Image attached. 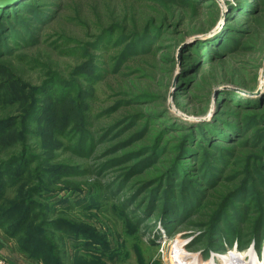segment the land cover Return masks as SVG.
I'll list each match as a JSON object with an SVG mask.
<instances>
[{
    "label": "rangeland",
    "instance_id": "374dc122",
    "mask_svg": "<svg viewBox=\"0 0 264 264\" xmlns=\"http://www.w3.org/2000/svg\"><path fill=\"white\" fill-rule=\"evenodd\" d=\"M199 1L23 0L0 13V191L15 200L0 235L28 264H170V238L186 263L236 254L253 264L251 252L264 261V118L224 102L264 97V35L254 27L253 50L239 40L204 65L195 97L186 88L176 99L183 45L214 36L228 6L253 0ZM137 89L155 100L133 102ZM161 115L236 134L179 156L191 176L146 175L166 157L152 132L171 138L151 121Z\"/></svg>",
    "mask_w": 264,
    "mask_h": 264
},
{
    "label": "trees",
    "instance_id": "16d2710c",
    "mask_svg": "<svg viewBox=\"0 0 264 264\" xmlns=\"http://www.w3.org/2000/svg\"><path fill=\"white\" fill-rule=\"evenodd\" d=\"M23 0L15 1L12 4L6 5V7H0V13L2 14V17H5L7 19L12 15V10L16 6H20L22 4ZM194 2H200L199 0H194ZM209 4L207 7L214 8V4L211 0L207 1ZM212 4V5H210ZM229 4V3H228ZM230 5V4H229ZM241 8H234L229 7L227 8V15H225V19L228 20L224 23V26L221 30H219L214 36L204 39L203 41H196L193 44H186L183 45L185 42L183 41V35L179 32L172 31V35L174 38V41L176 43H181L183 45L181 58H182V66H181V73L179 77V81L176 85V87H181L178 89L179 91L176 93V99L179 97V94H182L181 92L188 88L190 91L189 95L192 97H195L196 91H198L202 84H205L207 80L205 79L208 77V70L209 68L204 69V65L213 63L214 60H219L224 58V54L228 51H232L235 48H238L239 46V40H243L244 48L253 50L255 48V43L258 34L257 32H253V28H259L260 33L264 35V0H253L252 4H246L241 5ZM209 7V9H210ZM3 12V13H2ZM216 14L220 15L221 10L219 8H216L215 10ZM234 15L232 19H229V16ZM240 18H244L242 20L241 24H234V20H239ZM214 22V21H213ZM240 22V21H237ZM163 22L160 24L162 25ZM210 26V24H209ZM152 32L159 36L161 35V29L160 25L158 27H154L152 29ZM237 39V42L236 40ZM191 57H186V56ZM164 58V56H163ZM209 78V77H208ZM211 81H216L215 78L210 79ZM210 81V82H211ZM217 82V81H216ZM222 84V83H220ZM130 89V88H129ZM130 95H133L131 98L133 102L135 103H142L146 102L148 104H151L156 97L154 95L147 93L146 91L142 90H131L129 93ZM224 102L227 105H230L234 108H237L242 111L248 112L249 107L255 106L258 108V114L264 115V97L262 99L258 100H251V99H236L234 97H225ZM262 102V103H261ZM32 108H34V103L30 102L29 110L27 117H25L26 120H30L33 111ZM162 118H164L163 115L159 117L157 120H155L154 117L151 118V121L156 122L157 124H160L161 128L165 130H172L168 131L171 135V138L166 137L165 135L160 132V130H154L152 133V139L153 144H165L163 147V156H166L164 158H161L157 161V164L154 165V167L149 171L146 175H153L155 177L165 176V175H171L178 173L179 175L185 176H191L192 167L187 168H181V165L179 166V163H177V160L179 159V156H184L183 158H190L191 155H195L198 148L200 146L211 148V141L213 138H215V142H221L223 144H231V140L234 138V133L236 134V129H233L229 132L228 135H224L225 130L229 128L226 125L217 127H212L209 123H204L202 126L199 127H190L189 129H182L180 125H176L172 121L165 120L162 121ZM264 120V119H263ZM161 122V123H160ZM222 128V130H220ZM232 128V127H230ZM210 139V141H208ZM174 141H179V144L168 146L167 142L172 144ZM198 144L197 147H194ZM228 148H224L223 150H227ZM260 157V155H257ZM183 158H180L182 160ZM175 165V168L170 170V165ZM170 170V171H169ZM6 178L4 176H0V186L3 188L6 187ZM165 178V177H164ZM10 183H13L16 181V178L9 180ZM14 199L12 197L6 196L4 189H1L0 191V214L4 213L5 209L14 203ZM166 217V216H165ZM164 217V218H165Z\"/></svg>",
    "mask_w": 264,
    "mask_h": 264
},
{
    "label": "bare ground",
    "instance_id": "6f19581e",
    "mask_svg": "<svg viewBox=\"0 0 264 264\" xmlns=\"http://www.w3.org/2000/svg\"><path fill=\"white\" fill-rule=\"evenodd\" d=\"M165 245L169 246L170 248H173L172 252L170 251V264H192V263H186L188 260V258H191L190 256L178 251V243L170 238L166 243ZM229 254V252L227 253ZM252 257V262L253 264H264V261H260L259 259L258 260H255L254 259V255H253V252L250 253V255ZM193 257V256H192ZM169 260V259H168ZM187 260V261H186ZM211 260V259H210ZM206 261L202 264H215L214 261ZM242 261V256H239V255H232L231 257H228V258H224L222 259V263L221 264H246L245 262ZM194 264V263H193ZM249 264V263H248Z\"/></svg>",
    "mask_w": 264,
    "mask_h": 264
},
{
    "label": "crops",
    "instance_id": "0c3cea01",
    "mask_svg": "<svg viewBox=\"0 0 264 264\" xmlns=\"http://www.w3.org/2000/svg\"><path fill=\"white\" fill-rule=\"evenodd\" d=\"M1 229V228H0ZM10 239L3 237V233L0 235V256L6 261L12 264H28L22 256L16 253L15 247L11 243Z\"/></svg>",
    "mask_w": 264,
    "mask_h": 264
},
{
    "label": "water",
    "instance_id": "95a60500",
    "mask_svg": "<svg viewBox=\"0 0 264 264\" xmlns=\"http://www.w3.org/2000/svg\"><path fill=\"white\" fill-rule=\"evenodd\" d=\"M15 1H17V0H0V7H4V6L8 5V4H12ZM173 86H174V84H173Z\"/></svg>",
    "mask_w": 264,
    "mask_h": 264
},
{
    "label": "built area",
    "instance_id": "2783aa9c",
    "mask_svg": "<svg viewBox=\"0 0 264 264\" xmlns=\"http://www.w3.org/2000/svg\"><path fill=\"white\" fill-rule=\"evenodd\" d=\"M0 264H6V262L2 258H0Z\"/></svg>",
    "mask_w": 264,
    "mask_h": 264
}]
</instances>
